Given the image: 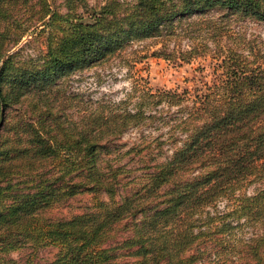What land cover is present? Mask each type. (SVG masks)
<instances>
[{
  "label": "trees",
  "instance_id": "trees-1",
  "mask_svg": "<svg viewBox=\"0 0 264 264\" xmlns=\"http://www.w3.org/2000/svg\"><path fill=\"white\" fill-rule=\"evenodd\" d=\"M39 1L44 49L18 61V50H8L26 28L12 31L14 0H0V264H16L8 254L24 245H54L45 264H115L117 248L132 255L130 264H264V60L227 47L214 81L141 91L134 100L127 94L81 106L64 85L132 40L165 39L174 23L208 9L264 23V0H105L83 3L82 13ZM21 102L34 118L10 114ZM159 105L174 110L155 116ZM152 117L169 125L170 151L119 195L128 174L117 140ZM79 192L105 197L66 218L43 214ZM248 224L254 230L237 263L198 245L210 238L223 250L233 230ZM121 225L128 233L107 245Z\"/></svg>",
  "mask_w": 264,
  "mask_h": 264
},
{
  "label": "rangeland",
  "instance_id": "rangeland-1",
  "mask_svg": "<svg viewBox=\"0 0 264 264\" xmlns=\"http://www.w3.org/2000/svg\"><path fill=\"white\" fill-rule=\"evenodd\" d=\"M47 1L49 8L59 13L66 12L70 7L73 11L82 13L83 3L97 6L105 0ZM43 10L39 0H14L12 31L18 33L26 28L18 42L8 50H18V54L14 56L16 60L35 58L44 49V34L47 29L42 28V19H39ZM221 12L223 11L220 9L212 8L201 16L184 17L172 25L173 30L165 39L132 40L119 54L100 64L71 73L64 82L65 91L68 94L77 92L83 102L81 106L96 101H116L127 94L134 100L133 96L141 91L192 90L214 81L219 74V56L224 54L227 47L244 55H249V50H252L257 59L264 60V23L236 13L221 15ZM43 19L46 20L47 15ZM158 48L164 53H152ZM248 59H252L251 55ZM173 110L174 107L167 109L159 105L154 112L155 116H164L166 119ZM10 114L27 120L35 117L26 102L16 104ZM169 129L168 124L152 117L122 133L117 142L121 151L127 150L122 155L121 162L125 165L128 175L121 179L119 195L135 186L139 174L152 166L154 157L160 160L169 153ZM16 180V188H21L22 179ZM257 186L258 182L248 184L244 191L251 193ZM96 197L105 196L96 194ZM95 198L90 193L79 192L46 209L43 214L51 218H66L88 210ZM253 230L254 227L250 224L236 228L225 241L226 247L223 250L210 242V238L198 245L205 248L208 254L219 250L221 258L224 257L226 262L237 263L243 259L246 237ZM127 233L124 226L116 227L115 235L108 240L107 245L117 244ZM55 252L54 245H42L35 250L29 245H24L8 255L16 264H45L54 257ZM115 252V264H130L133 260L132 255L125 249L117 248ZM206 254L204 253V257H207ZM209 257H212V254Z\"/></svg>",
  "mask_w": 264,
  "mask_h": 264
}]
</instances>
